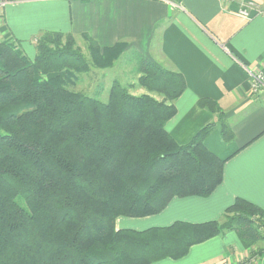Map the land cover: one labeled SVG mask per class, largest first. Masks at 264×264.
<instances>
[{"label":"trees","instance_id":"16d2710c","mask_svg":"<svg viewBox=\"0 0 264 264\" xmlns=\"http://www.w3.org/2000/svg\"><path fill=\"white\" fill-rule=\"evenodd\" d=\"M86 40L85 53L73 35L44 32L33 59L0 43V264H154L232 231L245 249L264 241V209L240 197L220 221L117 229L120 217L212 195L226 160L205 141L216 128L226 143L234 132L218 103L202 99L216 123L179 144L166 124L186 80L144 56L137 87L145 93L119 80L105 102L78 91L82 74L113 68L127 48L101 51Z\"/></svg>","mask_w":264,"mask_h":264},{"label":"crops","instance_id":"0c3cea01","mask_svg":"<svg viewBox=\"0 0 264 264\" xmlns=\"http://www.w3.org/2000/svg\"><path fill=\"white\" fill-rule=\"evenodd\" d=\"M248 1L264 8V0ZM236 8L231 0H17L3 9L0 43L14 42L32 59L42 33L62 32L85 49L86 36L101 51L126 43L116 62L128 54L144 56L180 72L187 89L166 124L179 144L218 119L200 100L218 103L226 114L234 139L226 143L216 128L205 141L226 160L216 191L207 198H175L157 215L120 217L117 229L220 221L239 197L264 209V92H252L247 72L264 66V16L246 20L231 12ZM246 250L234 233H226L192 247L183 259L154 264H222Z\"/></svg>","mask_w":264,"mask_h":264},{"label":"rangeland","instance_id":"374dc122","mask_svg":"<svg viewBox=\"0 0 264 264\" xmlns=\"http://www.w3.org/2000/svg\"><path fill=\"white\" fill-rule=\"evenodd\" d=\"M9 6V5H8ZM83 51L86 53V49L83 44H78ZM97 73L91 75V73H85L80 76V81L77 85V90L84 92L86 95L93 96L95 93H102L97 95L98 99L101 101H107L108 91L114 80H119L123 84H135L134 88L131 89L132 94L141 95L146 92L145 89L137 87V80L139 75V61L136 56L128 54L122 58L121 61L117 62L115 66L111 69L97 70ZM229 233H234L232 231ZM238 237V236H237ZM238 241H240L238 237ZM260 249L264 248V241L258 244Z\"/></svg>","mask_w":264,"mask_h":264},{"label":"built area","instance_id":"2783aa9c","mask_svg":"<svg viewBox=\"0 0 264 264\" xmlns=\"http://www.w3.org/2000/svg\"><path fill=\"white\" fill-rule=\"evenodd\" d=\"M17 0H0V17L2 16L3 9ZM236 6V10H232L236 14L246 20H251L255 16H264V8L255 5L248 0H231ZM251 79L252 92L256 95L264 92V66L257 70H247ZM222 264H264V248L260 250L259 246L247 249L239 256L228 257L224 259Z\"/></svg>","mask_w":264,"mask_h":264}]
</instances>
